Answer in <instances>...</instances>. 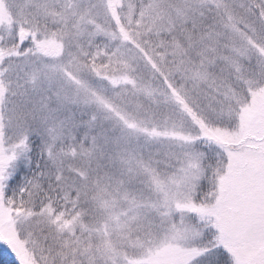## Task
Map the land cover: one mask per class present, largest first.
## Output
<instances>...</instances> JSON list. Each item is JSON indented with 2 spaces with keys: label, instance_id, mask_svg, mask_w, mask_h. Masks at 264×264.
I'll list each match as a JSON object with an SVG mask.
<instances>
[{
  "label": "snow or ice",
  "instance_id": "1",
  "mask_svg": "<svg viewBox=\"0 0 264 264\" xmlns=\"http://www.w3.org/2000/svg\"><path fill=\"white\" fill-rule=\"evenodd\" d=\"M0 264H264V0H0Z\"/></svg>",
  "mask_w": 264,
  "mask_h": 264
}]
</instances>
